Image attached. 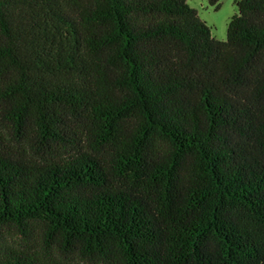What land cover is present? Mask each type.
Listing matches in <instances>:
<instances>
[{
  "label": "trees",
  "instance_id": "trees-1",
  "mask_svg": "<svg viewBox=\"0 0 264 264\" xmlns=\"http://www.w3.org/2000/svg\"><path fill=\"white\" fill-rule=\"evenodd\" d=\"M235 4L217 40L187 0H0V264H264V0Z\"/></svg>",
  "mask_w": 264,
  "mask_h": 264
},
{
  "label": "rangeland",
  "instance_id": "rangeland-1",
  "mask_svg": "<svg viewBox=\"0 0 264 264\" xmlns=\"http://www.w3.org/2000/svg\"><path fill=\"white\" fill-rule=\"evenodd\" d=\"M219 2V8L215 10L207 0H187L188 5L195 8L198 17L207 24L211 35L217 40H225L228 21L237 12V7L235 0Z\"/></svg>",
  "mask_w": 264,
  "mask_h": 264
}]
</instances>
